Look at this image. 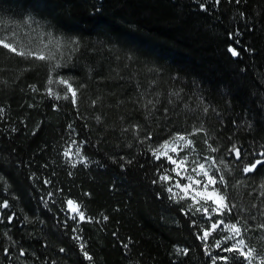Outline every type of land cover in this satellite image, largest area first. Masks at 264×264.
<instances>
[{"label":"trees","instance_id":"obj_1","mask_svg":"<svg viewBox=\"0 0 264 264\" xmlns=\"http://www.w3.org/2000/svg\"><path fill=\"white\" fill-rule=\"evenodd\" d=\"M0 27L50 35L77 92L47 98V60L0 46V264H247L215 241L264 217V164L243 172L264 161V0H0ZM177 134L217 167L230 214L168 191L153 149Z\"/></svg>","mask_w":264,"mask_h":264},{"label":"rangeland","instance_id":"obj_2","mask_svg":"<svg viewBox=\"0 0 264 264\" xmlns=\"http://www.w3.org/2000/svg\"><path fill=\"white\" fill-rule=\"evenodd\" d=\"M16 31H17L16 28H10L9 30V28L0 27V37H8L10 42L18 41L19 42L18 47L24 48L25 51L33 52L32 56H21L22 58H24V62L26 61L25 59L36 58L37 54L43 55L48 62L47 65H49L48 67L49 74L46 83L43 87L42 94L49 99H54L57 101L67 100L64 99L65 95L71 97V93L67 91V86L60 84L58 82L61 78L58 77L56 72L54 71V69L59 66L58 63L59 60L55 59L59 48L56 47L57 45L51 39L52 37L48 34H43V33L40 34L39 32L36 31H33L34 33L29 31H23L19 33V31L17 32ZM50 79L52 83H49ZM49 89H51V93L49 92ZM57 96L59 98H57ZM175 136L167 140V141H172V143L169 144L168 147L166 148L161 147V145L165 144L164 142L155 149H153V152L154 151L156 152V156H159L160 158L167 159L168 156H171L172 159L174 160L186 161L185 164H179V165H173L171 163L173 167H175L177 171L180 173V176H177L176 172H174V174L171 176V179L167 181L168 187L172 189L170 193L172 197L176 200H186L189 204L192 205L194 210L200 208L201 210L198 212L207 215L213 214L212 212H209L211 211V207L213 206L211 201L212 199L218 200V197L214 195L211 196L209 195V193L214 192L215 186H213L211 183L208 182L207 178L203 175V173L206 170L210 176H215L216 181H218L217 167L210 158L208 157L202 158L201 156L197 155V153L194 151L192 143L191 144L187 143V141L189 140L191 141L189 135L188 136L183 135L186 138L185 140H175L174 139ZM173 148H175L176 151H173ZM68 151H69L68 157L71 160L82 161L79 149L77 147H71ZM200 164L204 165V169L199 168ZM222 164L225 166L224 162H222ZM193 169H195V171H193ZM226 169L228 170L227 167ZM188 175H191L194 178V180L202 181L203 183H208L209 184L208 191L205 192L203 188V183L197 185L195 183L188 181L187 179H181V177ZM177 182L181 184L191 183L192 186L190 189L187 190V194L185 191H182L179 187L176 186ZM191 197H195V200H193ZM75 205L77 204H74L73 207L70 208L69 205L67 204V209L71 216L82 221L79 218V213L75 210ZM205 207L209 208V211L207 213L203 211ZM79 211H81L80 208ZM263 218L260 217L261 220L253 219V220H249L248 222L247 221L243 222L242 226L240 227L242 231L239 234V236L231 232L227 228V226L223 227L222 229V230H228L229 232L228 236L232 237V240L235 242V244L239 239H243L245 241V246L242 248L243 251L247 252L249 248L254 249L252 264H260L261 258L264 257V228H261L260 227L261 224H259L261 223Z\"/></svg>","mask_w":264,"mask_h":264},{"label":"snow or ice","instance_id":"obj_3","mask_svg":"<svg viewBox=\"0 0 264 264\" xmlns=\"http://www.w3.org/2000/svg\"><path fill=\"white\" fill-rule=\"evenodd\" d=\"M238 2H239V0H237V3ZM216 3H219V0H216ZM201 7L203 8L204 5L201 4ZM18 44H19L18 41H11L10 42L8 37H0V46H2L4 49H7L9 52L15 53L16 55H19V56H32L33 55L32 51H25L24 48L18 47ZM229 51L232 53L233 56L238 55V52L235 49L229 48ZM36 58L40 59V60L45 59V57L43 55H39V54L36 55ZM58 82L60 84H63V85L67 86V91L69 93H71L72 103L76 104V96H77L76 90L71 86V84L67 80L60 79ZM49 83H52L51 79L49 80ZM35 90L36 89L33 87V91H35ZM49 92L51 93V89H49ZM57 98H59V97L57 96ZM68 98L69 97L67 95L64 96V99H68ZM174 139L175 140H185L186 138L183 135L177 134L174 137ZM171 143H172V141H166L164 145H161V147L166 148ZM187 143L191 144L192 141L189 140V141H187ZM173 151H176V149L173 148ZM212 151H217V149L216 148H212ZM230 151L235 155V158L237 160L242 159V148L237 147L236 145H233V147L230 149ZM64 155L68 156L69 155V151L66 150L64 152ZM153 155L156 156V152L155 151L153 152ZM259 155L264 156V151H261L259 153ZM156 158L160 159L159 156H156ZM167 159L173 165H179V164H185L186 163L185 160H180V161L174 160V159H172L171 156H168ZM262 164H264V161L255 160L254 162L245 165L244 168H243V172L246 173V174L247 173H251L254 170H256L258 165H262ZM199 168L200 169H204V165L200 164ZM172 171L176 172L177 176H180V173L177 171V169L175 167L172 169ZM193 171H195V169H193ZM203 175L207 178L209 183H211L213 186H215V184L217 183L215 176H210L209 173L206 170L204 171ZM161 179L164 180V181H168V180L171 179V177L170 176H162ZM181 179H187L188 181H190L192 183H195L197 185H200V184L203 183L202 181L194 180V178L191 175L181 177ZM220 182L221 183L224 182V177L223 176L220 177ZM176 186L179 187L182 191H185L186 194H187V190L190 189L192 185H191V183L190 184H181V183L177 182ZM208 187H209L208 183H203V188H204L205 192L208 191ZM262 187H264V185H262ZM168 191L171 192L172 189L169 188ZM209 195L210 196L214 195V196L218 197V200L217 199H212V201H211V203L213 205L211 207V212L212 213H215V214H218V215H223L224 214V210H227L228 213L230 214L231 213V207H235V205H232L231 207H229V205L226 203V195L224 193H222L219 189H214V192L209 193ZM191 198L193 200H195V197H191ZM67 204L69 205L70 208H72L73 205L75 204V202L72 201V200H68ZM8 206L9 205L7 204V202H4L3 207L7 208ZM75 210L79 213V218L81 220H84L85 216H84L83 212L79 211V205H75ZM196 210L200 211L201 209L197 208ZM203 211L205 213H207L209 211V208L205 207L203 209ZM105 219H106V217H105ZM223 223H224L223 220H220L218 222L213 223L212 224V229L213 230L217 229L218 226L220 224H223ZM260 227L264 228V224L260 225ZM227 228L231 232L235 233L237 236H239V234L242 231V229L239 227V222L238 221L236 223L228 224ZM209 235H210L209 231L205 230L204 231V236L201 237V239H204V238L208 237ZM231 239H232V237L228 236V237H226L224 239V241L216 240L215 243H216L217 249L220 250V251L229 253V254L236 253L237 256L243 257V259L245 261H247V264H252V257H253L254 249L249 248V250L247 252L243 251L242 248L245 246V241L243 239H239L236 244H232L229 247H221L222 243H227V241L231 240ZM83 249H84V245H81V250L83 251ZM61 251H64V249H61ZM21 254L23 255V253H21ZM208 255L212 259V264H217L218 260H222L223 264H230V262H231V264H235V261H236V256H231V257H229V256H213L211 254V252H209ZM84 256H85L86 259H89V260L92 259L91 256L88 255L87 252H84ZM260 264H264V257L261 258Z\"/></svg>","mask_w":264,"mask_h":264}]
</instances>
